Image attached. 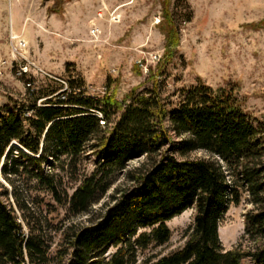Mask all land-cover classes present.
<instances>
[{
    "label": "trees",
    "instance_id": "16d2710c",
    "mask_svg": "<svg viewBox=\"0 0 264 264\" xmlns=\"http://www.w3.org/2000/svg\"><path fill=\"white\" fill-rule=\"evenodd\" d=\"M163 6L171 52L179 25ZM169 60L157 74L150 69L151 87L121 100L110 85L91 96L71 84L55 103L30 105V117H0V174L10 186L0 184V264H138L139 255L168 244L167 224L190 209L184 246L141 264H264V123L255 127L231 87L215 90L198 78L169 92L157 79ZM124 173L112 204L95 212ZM36 192L64 209L57 227ZM242 201L252 210L239 245L227 251L219 228ZM82 217L86 226L73 223ZM54 233L61 240L51 254Z\"/></svg>",
    "mask_w": 264,
    "mask_h": 264
},
{
    "label": "rangeland",
    "instance_id": "374dc122",
    "mask_svg": "<svg viewBox=\"0 0 264 264\" xmlns=\"http://www.w3.org/2000/svg\"><path fill=\"white\" fill-rule=\"evenodd\" d=\"M163 4L179 25V45L171 52L160 29ZM263 21L264 0H0V117H30V105L55 103L56 97L69 94L71 84L91 96L103 95L110 85L121 100L133 89L151 87L150 69L157 74L158 63L171 58L160 68L165 77L157 78L169 92L189 87L198 78L215 90L231 87L259 127L264 123ZM20 40L26 48L16 53ZM143 161L134 160L127 171ZM91 170L92 164H87L86 172ZM124 175L95 212L112 204L111 197L126 183ZM0 184L10 189L1 174ZM32 195L44 200V216L57 227L64 209L45 194ZM251 210L245 201L229 206L219 228L225 250L239 245L244 217ZM194 215L190 209L171 220L168 244L139 255L138 264L181 249ZM73 223L86 226L87 217ZM52 236L54 254L61 235Z\"/></svg>",
    "mask_w": 264,
    "mask_h": 264
},
{
    "label": "built area",
    "instance_id": "2783aa9c",
    "mask_svg": "<svg viewBox=\"0 0 264 264\" xmlns=\"http://www.w3.org/2000/svg\"><path fill=\"white\" fill-rule=\"evenodd\" d=\"M25 48H26V43L23 40H20L19 42H17V45H15L14 51L16 53H19L22 50H24ZM23 72L26 73L27 70L26 69H23Z\"/></svg>",
    "mask_w": 264,
    "mask_h": 264
},
{
    "label": "bare ground",
    "instance_id": "6f19581e",
    "mask_svg": "<svg viewBox=\"0 0 264 264\" xmlns=\"http://www.w3.org/2000/svg\"><path fill=\"white\" fill-rule=\"evenodd\" d=\"M17 38V37H16Z\"/></svg>",
    "mask_w": 264,
    "mask_h": 264
}]
</instances>
